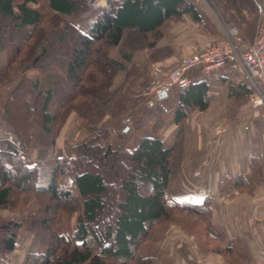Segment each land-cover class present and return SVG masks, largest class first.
I'll list each match as a JSON object with an SVG mask.
<instances>
[{
	"label": "trees",
	"instance_id": "16d2710c",
	"mask_svg": "<svg viewBox=\"0 0 264 264\" xmlns=\"http://www.w3.org/2000/svg\"><path fill=\"white\" fill-rule=\"evenodd\" d=\"M36 1L0 0V53L10 51L0 67V91L12 87L0 122L16 139L0 151V210L19 215L0 217V258L13 252L22 228L31 235L22 264H160L158 232L175 222L189 232L200 224L213 240L210 198L192 204L168 196L183 144L178 133L171 147L163 146L159 134L168 114L161 97L112 88L125 62L154 47L168 23L184 14L199 22L194 0H109L103 6L39 0L40 7L29 6ZM215 1L226 22L239 20L252 46L264 0ZM155 53L150 60H157ZM177 93L175 123L186 118L185 107L203 112L209 106L205 80ZM249 94L244 84L229 86V96ZM70 113L84 121L80 138L69 145V157H57L56 137ZM145 128L149 135L130 149L134 133ZM29 150L36 154L32 166L23 157ZM255 165L252 158V170ZM71 218L69 237L64 222ZM222 253L235 252L230 246Z\"/></svg>",
	"mask_w": 264,
	"mask_h": 264
},
{
	"label": "crops",
	"instance_id": "0c3cea01",
	"mask_svg": "<svg viewBox=\"0 0 264 264\" xmlns=\"http://www.w3.org/2000/svg\"><path fill=\"white\" fill-rule=\"evenodd\" d=\"M194 6L200 18L199 22L194 21L190 14H184L178 20L179 22L181 21V24L177 25L174 31L178 34H187L184 38H179V36L172 38L170 34H166L156 42L154 47L134 53L132 59L129 62H125L126 70L119 72L114 79L113 86H120L125 80L124 76L127 71L132 67L147 71L150 74H148L149 76L154 75L155 82L161 76L169 73L182 60L184 55L213 43L214 39L205 38V34H215V29L218 27L217 24L207 14L205 5L201 1L194 0ZM260 14L263 21L264 8ZM89 24V22H85L84 27ZM206 25L207 27L212 25V29L206 30ZM188 34L203 35L198 38L196 36L189 37ZM158 51L163 57L153 61L150 60V56ZM7 53L6 50L0 53V67L6 64ZM113 56L118 58L116 54H113ZM232 64L233 61H228L223 71L211 72L208 75L202 74L201 69L190 70L188 73H197L191 79L186 75L189 83L199 80L207 82L210 101L205 111L200 112L194 108L185 107L186 118L179 123H175L172 114L178 104L177 91L175 89H166V93L161 96L159 101L168 114L159 134L163 146L166 148L171 147L178 133L182 137L183 144L180 172L176 179L169 183L167 188L168 196L171 199L192 204H199L204 198H210L212 227L223 228L227 233L222 250L230 247L231 239L242 238L245 232L243 227L237 228L233 226L231 228V225L228 224V218L224 217V215L229 214V202L226 199L227 195H224V193L226 189L230 190L229 186L224 187V184L226 182L230 183L237 174L242 173L244 167H248L250 159L257 155L254 151L260 148L255 143H247L244 136L239 138L236 133L230 132V127L227 126L226 120L222 122V119L225 118L224 109H227L228 101L232 98L229 96V86L242 84L236 80L235 70L230 67ZM220 72L221 75L219 77ZM158 74H161L160 77ZM155 84L147 85V88L141 89L142 93L151 94L153 97L156 96L154 94ZM7 94H0V107ZM214 104L217 106V110L213 111L212 106ZM147 135H149L148 128L135 132L133 138L136 137L137 141L133 142L132 145L130 144L129 148L132 149L143 136ZM15 140L13 132L0 122V151L6 149L5 141L15 142ZM230 141L232 145H230ZM58 148L60 149V146ZM29 154V159H26V155L23 156L25 161H28L29 166H32L36 159L35 152L33 151ZM60 155L70 156V154L65 152H61ZM182 241L180 234L176 232L166 237L164 236L158 242L157 248L165 254L164 260L160 264H193L191 255L189 256L184 248L180 247ZM29 244V234L24 229H20L13 252L4 258H0V264H22L24 253ZM215 256L211 257L214 262L223 263L221 253H216Z\"/></svg>",
	"mask_w": 264,
	"mask_h": 264
},
{
	"label": "rangeland",
	"instance_id": "374dc122",
	"mask_svg": "<svg viewBox=\"0 0 264 264\" xmlns=\"http://www.w3.org/2000/svg\"><path fill=\"white\" fill-rule=\"evenodd\" d=\"M37 1L35 2V4L32 3L31 6L34 8L40 7L39 0ZM200 1L205 5L207 14L211 16L212 20L215 21V23L219 28L217 27V29H215L214 32L215 34H205L206 35L205 38L210 37L214 39L213 43H211L212 45L209 44V46L203 47L201 49H196L194 52L184 55L182 59L194 53H197L207 47L219 44V42L223 38V33L221 30L222 25L233 26L238 30V27L236 26L238 19L235 20V23L226 22V20H224L223 18L221 7L215 0H199V2ZM87 2L93 6H103L107 4L106 0H87ZM179 24H181V21L179 22L178 20L177 22L172 21L168 23L162 31L163 35L170 34L172 38H176V36H179V38H184V36L187 34H178L174 32L177 25ZM211 26L212 25L207 27L206 25L205 26L206 30H211L212 29ZM238 32L240 33L239 35L242 39V46L248 47L249 42H247L245 35L242 34L240 30H238ZM188 35L189 37L196 36L198 38H201L203 34H188ZM6 51L8 52L7 54L9 56L10 51L9 50ZM113 54H115V52H113L112 55ZM155 57L156 59H159L160 57H163V55L160 54V52H156ZM230 67H232L235 70L234 74L236 76V80L244 84V86L248 88V90L250 91V94L241 95L238 97L230 96L232 98H230L228 101L227 109H224L225 118L222 119V122L226 120L227 126L230 127L229 128L230 132L236 133L237 136H239V138H242L241 136H244V138L247 140V143L250 144L255 143L260 148L254 151L255 153H257V155L255 157H252V158H256L258 164L255 165L254 170H252V168L250 167V163L252 159L251 158L250 161L248 162V167L245 166L242 173L237 174V176L232 180V182L240 181L243 183L240 186H231V183L228 182L224 184V187L229 186L230 189V190L226 189L224 193V195H227L226 199L229 202L228 210L230 215L226 214L224 215V217L228 218L229 220L228 224L231 225V228H233V226L237 228L243 227V229H245V232L242 238H233L230 241L231 249L233 252H235L234 255H229V254L225 255L222 253V258L224 264H264V84H260L259 86H253L248 82L246 75L237 68L235 62H233V64L230 65ZM118 74L119 73H117V75ZM131 74L133 75H131V77L128 78L127 75L130 74L127 73V75L124 76L125 77L124 82L121 83V85H123L124 87L126 86V88L131 92L137 91L139 89L143 90L147 88V85L151 86V84L153 83H156L155 84L156 87L157 86L162 87L167 83V79H168L167 77L168 73L161 77H160L161 74H158L160 78H158L154 82V75L149 76L150 74L147 71L139 70V69H137L136 71H131ZM196 74L197 73H188L187 76L191 79ZM220 75L221 72L219 74V77ZM112 88H115V86H112ZM11 89L12 87H6L0 91V94L2 93L5 95L7 93L9 94ZM216 108L217 106L214 104L212 106V110L213 111L217 110ZM124 120H123V124H124ZM83 124L84 121L78 118L75 113H70L68 115L66 121L60 127L56 137L55 152L57 153H55V156L57 157L62 156L60 155L61 152L70 154L68 147L69 145L75 143L80 138V129ZM129 124H131L130 120H129ZM136 141L137 138L134 137L132 139L131 145L133 142L135 143ZM230 145H232L231 141H230ZM58 146H60V149L58 148ZM33 151L34 150H29V152L24 153V155H26V159L30 158L29 153ZM64 156L67 157V155ZM26 163L29 166L28 161H26ZM68 183L71 184L70 179H68ZM10 216H12L15 219L19 218V215L14 214L7 209L0 210V217L7 218ZM185 220L189 221V218L188 219L185 218ZM190 221H193V218H190ZM210 222L212 226L213 223H212L211 212H210ZM72 228H73V218L64 222V232H66L69 237ZM193 228H194L193 230L194 232H189L186 229L184 230L180 225L176 224V222L164 224L162 225L161 230L158 232V236H159L158 242L164 236L166 237L167 235L178 232V234H180V237L183 239L182 241L183 243L182 242L180 243L181 244L180 247L184 248L185 252L189 254V256L190 255L192 256L190 245L194 244L195 247L196 246L198 247L197 252H201L203 255H205L206 257L210 258L211 261H213L211 257H216L215 254L216 253L220 254L222 248H224L223 247L225 242L224 239L227 233L223 228L222 230L220 228L212 227L215 235V238L212 240L209 237H207L206 233H204L202 225L199 224V226ZM195 230H199V232L195 233ZM29 236L31 241V235L29 234ZM159 252H161L160 253L161 261L163 262L165 254L161 250H159ZM223 263L219 262L218 264H223Z\"/></svg>",
	"mask_w": 264,
	"mask_h": 264
},
{
	"label": "built area",
	"instance_id": "2783aa9c",
	"mask_svg": "<svg viewBox=\"0 0 264 264\" xmlns=\"http://www.w3.org/2000/svg\"><path fill=\"white\" fill-rule=\"evenodd\" d=\"M31 4L29 3V6ZM221 30L223 38L219 44L182 59L168 73L167 83L162 87L154 88V94L160 96L166 89L184 90L189 85L186 75L190 70L201 69L202 74L208 75L211 72L224 70L228 61L235 62L251 85L264 84V20L253 45L249 47L242 46L240 33L235 27L222 25ZM124 124H129V119H125ZM196 247L194 244L190 245L193 264H218L201 252H197L198 247Z\"/></svg>",
	"mask_w": 264,
	"mask_h": 264
},
{
	"label": "water",
	"instance_id": "95a60500",
	"mask_svg": "<svg viewBox=\"0 0 264 264\" xmlns=\"http://www.w3.org/2000/svg\"><path fill=\"white\" fill-rule=\"evenodd\" d=\"M108 1H109V0H106V3H108ZM127 129H128V127L125 128V130H127Z\"/></svg>",
	"mask_w": 264,
	"mask_h": 264
}]
</instances>
